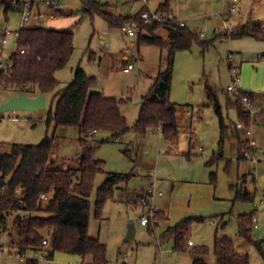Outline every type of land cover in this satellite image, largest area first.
<instances>
[{"label":"rangeland","instance_id":"obj_1","mask_svg":"<svg viewBox=\"0 0 264 264\" xmlns=\"http://www.w3.org/2000/svg\"><path fill=\"white\" fill-rule=\"evenodd\" d=\"M98 1H106L105 10L121 16L135 13L143 3L142 0ZM164 1L148 0L144 8L155 10L159 2ZM168 1L174 10L177 1L183 2L182 12L185 15L180 14L178 17L171 8L170 10L186 22L188 27L195 29L201 39L212 42L206 48L193 42L189 49L178 50L174 54L169 99L177 104L179 132L176 141H166L156 127L149 128L144 134L130 130L110 139L107 131H97L89 136L88 141L94 148V157L102 160L104 164L103 170L95 175L89 195L88 233L106 245L107 264H193L197 256H201L206 264H217L213 252L216 231L219 236L231 238L236 251L248 255L249 264H264V258L254 244V241L260 240L264 235V214L258 213L260 226L251 230L253 241L241 236L238 232V215L251 212L254 205L249 201H233L234 194L231 189L233 192L234 189L229 186L237 184L250 191L257 190V200L264 194V148L261 149L263 156H255L256 162L250 165L246 158H238V146L228 130L224 137L223 158L211 165L206 164L218 148L220 133L218 117L213 102L208 98L207 87L217 96L225 122L234 124L238 121L236 109L227 104L229 68L226 56L229 52H232L234 62H231L238 66L240 76L242 71L239 60L242 57L247 58L241 61L249 71L244 76L256 80L260 77L257 91L264 92V72L259 71L264 65L257 68L254 61L257 58L256 53L243 55L242 50L231 46L232 40L228 35L218 36L225 31L222 28L218 30V27L222 26L223 18L230 27L235 25L236 20L264 23V0ZM232 5L235 7L234 11H230ZM63 6L62 11H56L55 18L30 20L27 23L31 27L46 26L73 33V52L67 64L57 71L60 81L58 89L72 80L74 69L80 65L88 75L96 77L92 90L125 98L120 104V110L131 126L138 116L141 95L148 91L158 71L165 66L163 57L167 50L156 45H138V33L129 35L121 28L109 26L101 15H90L83 11L82 0H63ZM35 10L34 7L33 11ZM21 14L20 9L6 10L0 3V68L15 49L14 31L20 27ZM7 29L10 33L7 34L8 42L4 44L1 37ZM155 33L166 38V33L161 29ZM200 33H203L202 36ZM89 55L93 58L89 59ZM124 55L135 63V68L129 72L122 70ZM250 68L252 71L257 69V74H253ZM19 92L15 88L0 87V104ZM35 92L24 91L29 96L36 94ZM52 95L53 93L46 94L47 108L44 110H0V151H8L13 143L37 144L47 134L54 137L52 159H55V167L69 168L79 165L81 144L77 127L56 126L54 122L47 123L45 120L49 106L52 105L53 108L54 105ZM228 95L232 99L231 94ZM257 114L249 119V123H252ZM258 159H262V162L259 163ZM110 172L130 175L114 185L112 196L104 202L97 217L94 214L97 189ZM210 172H215L214 180L211 179ZM252 173H256L254 182ZM241 176L246 177L247 181L240 180ZM179 178L210 182L218 201L230 205L231 198L233 208L231 213L230 206L225 212L209 216L202 214L201 216L207 217L203 221H192L186 235V243L190 240L191 244L175 249V239L172 236L160 238L157 231L151 232L146 226L139 224L138 217L142 213H148L149 206L142 204L138 196L141 188L147 193L149 186L153 191L150 203H153L155 209H160L167 201L171 183ZM258 207L264 208V205L257 206L259 210ZM221 214L224 215L220 218ZM11 219L12 216L7 219V228L0 225V246L11 244ZM136 220L134 237L123 242L127 224L131 221L135 223ZM154 221L152 216L149 224ZM202 246L207 251L203 254L197 253L196 249ZM80 258L76 253L55 251L52 261L53 264H79ZM85 260L90 261V256H85ZM0 264H24V260L14 255L4 260V256L0 255Z\"/></svg>","mask_w":264,"mask_h":264},{"label":"trees","instance_id":"obj_2","mask_svg":"<svg viewBox=\"0 0 264 264\" xmlns=\"http://www.w3.org/2000/svg\"><path fill=\"white\" fill-rule=\"evenodd\" d=\"M24 0H0L4 9L22 10ZM83 11L90 15H101L111 27L121 28L124 24H134L138 29V45H156L166 49L163 57L165 66L159 70L148 91L141 96V104L135 122L130 126L120 110L123 97L105 95L91 87L96 83V77L88 75L78 65L74 69L73 78L66 86L58 89L59 79L55 73L63 68L73 52V33L67 30H57L46 26H21L18 28L16 43L24 51L14 50L9 55L10 65L6 70L0 69V84L2 87L15 88L22 92L53 93L52 105L49 106L46 122H54L56 126H75L78 129L81 154L77 167H55L54 137L47 134L37 144L13 143L8 151H0V225L7 228V219L12 216L10 225L11 244L18 251L38 248L45 237L49 238L47 255L53 257L55 251L76 253L90 256L86 264H107L106 245L88 233L89 224V195L93 187L95 175L103 170V161L94 157V148L89 145V136L97 131H107L110 138L133 130L144 134L149 128L160 126L165 140L174 142L178 135L177 104L169 99V88L172 77L174 54L178 50L189 49L193 42L202 48L208 47L212 40L200 38L197 31L187 25L174 21L145 22L140 12L121 16L105 10L106 1L82 0ZM156 10H170L169 1L160 2ZM161 29L166 38L155 33ZM230 38L251 36L264 40V30L261 23L250 20L237 24L229 33ZM90 54H92L90 52ZM93 56L89 55V59ZM207 95L213 102L218 117L219 140L218 148L206 161L211 165L224 156V137L230 130L237 140L240 155L242 151L252 150L247 139H243L241 130L236 123L227 124L222 116L217 96L210 87ZM228 94L230 93L227 91ZM227 94V104L237 111L238 121L249 123V117L243 115L240 96L247 94L256 96L255 91L242 90L232 99ZM264 109V108H263ZM258 112L264 124V110ZM127 173L110 172L106 180L97 189L95 216L100 215L104 202L113 194L114 185L129 177ZM215 172H210L214 180ZM244 176L239 177L242 178ZM244 181V180H243ZM235 200L254 203V194L245 187L231 184ZM42 193L48 198L40 199ZM232 210L229 211L231 213ZM255 209L249 213L238 215V232L244 238H251L252 217ZM224 214L220 215V218ZM160 210H155V220L161 218ZM218 217V216H217ZM152 218V217H151ZM150 218V219H151ZM212 217H209V219ZM149 219V221H150ZM207 217H187L171 225L162 233L163 238L173 237L174 248L182 249L186 243V235L192 221H203ZM148 221V223H149ZM147 223V224H148ZM263 238L254 241L261 256L264 258ZM207 251L205 246L196 249L197 253ZM213 252L217 264H249L247 254L236 251L233 241L228 236L214 237ZM203 263V258L197 256L194 264ZM24 264H40L35 259H26ZM82 264V263H79Z\"/></svg>","mask_w":264,"mask_h":264},{"label":"crops","instance_id":"obj_3","mask_svg":"<svg viewBox=\"0 0 264 264\" xmlns=\"http://www.w3.org/2000/svg\"><path fill=\"white\" fill-rule=\"evenodd\" d=\"M147 1L148 0H142V2H143L142 5L138 8V10L135 11V13L140 12L141 13L140 15L143 16L144 18L151 11H154L151 9L147 10L144 8V6L147 5ZM202 1H204V0H202ZM183 5H184L183 2L177 1L175 3V9L176 10H174L171 7L170 8L178 17H180L179 16L180 14L185 15L182 12V8L184 7ZM34 7L36 8L35 12L36 11H42L45 13L53 14L54 15L53 17H48L51 19L55 18L57 16L56 11L60 12L63 9V8H54L53 9V8L48 7L46 4H44L42 2L34 3L33 8ZM110 13H115V12L110 11ZM135 13H132V14H135ZM132 14H128V15H132ZM34 20H36V21L41 20L42 21L43 19H37L36 18V19H33V21ZM223 20H225V19L223 18ZM223 20H222V22H223ZM236 21L237 22H234L235 25L241 24L243 22L250 21V20H245V21L236 20ZM130 25L135 26L134 24H130ZM185 25H187L186 22H185ZM221 28H222V26L220 25V27H218V30H221ZM222 30H224V29L222 28ZM225 32L226 31L218 34V36L219 35H225L224 34ZM246 38H248L249 40L247 41ZM230 39L232 40L231 46L234 48H237L238 50L239 49L242 50L243 52H241V53H243V55H252L253 53H256L257 58L254 59V61L257 65V68H259V66L264 65V58H263L264 57V40L255 39L254 37H251V36H242V37L230 38ZM261 57L263 58V60ZM259 58H261V60ZM124 59H125V63L122 65V70H123V67L127 63L131 62L130 60H128V56H126V55H124ZM246 59L247 58L242 57L241 60H239L240 61L239 67L242 71L241 72L242 74H241L240 87L243 90L255 91L256 94H258V96H260L259 98L261 100H264V92L261 93V92L257 91V89H258L257 88V81L261 80V78L257 77V80H256V78H254V79L245 78V76H244V73L245 72L249 73V71H247V69L243 66L244 63L241 64V61H244ZM232 61L234 62V59ZM262 67L263 68L259 69V71L263 70V72H264V66H262ZM134 68H132L130 70H133ZM130 70H128V71L123 70V72H129ZM255 70L256 71H252V69H251L250 71H252L253 74H257V69H255ZM57 71H56L55 75L58 78ZM263 78H264V75H263ZM101 92H103V91H101ZM45 96H46V94H45ZM108 96H111V95H108ZM250 130H251L250 137H252L254 139V141H256L255 143L257 144V145H255V148L252 149V153L255 156H263V154H262L263 152H261V149L264 148V124L260 120L258 114L253 119L252 123H250ZM240 134L244 135L243 130H241ZM231 136H232V134H231ZM242 138L247 139V136L244 135V136H242ZM234 140L236 141V145L238 146L236 138H234ZM189 153H188V155H190ZM239 153L240 152L238 150V154H237L238 157L240 155ZM258 160H259V163L262 162V159H258ZM240 180L247 181V178L242 177ZM252 180H253V182H254V180H256V173H255V175H253V173H252ZM230 188H231V186H230ZM246 189L248 190V188H246ZM140 191H141V194L138 196L139 200L144 195H146L145 189L143 190L141 188ZM231 191L234 194L232 189H231ZM248 191H250V189ZM250 192H252L254 194V202L259 201V199L258 200L256 199L257 190L250 191ZM261 196H264V194H261ZM166 200L167 201L165 202V204H163V206L160 209H156L157 211L160 210V212L163 214V216L161 218H158L157 220H155L154 223H150V224L148 223V224H144V225L141 224L139 219L144 213H142L138 217L139 224L141 226H146L147 229L151 232L157 231V235H158V237L160 236V238L162 236V233L165 231V229L167 227L174 225V224L178 223L179 221H181L187 217H196V216H201L202 214L209 216L210 214H213V213H220V212L228 211L229 210L228 208L230 206H231L230 210L233 208V201L231 200V198L229 199V201L231 203L230 205H229V203L228 204L226 202L221 203L220 201H218L219 199L215 197V194L213 192V185L210 182H205L203 180H196V179H192V178H179V179H176L175 181H173L171 183V186L169 187V191H168V195H167ZM258 206H260V205H258ZM253 209H254V207H253ZM255 213H256L257 217H258V213L264 214V208H259V210L256 209ZM202 217H206V216H202ZM136 222H137V220L135 221V225H136ZM263 223H264V220H263ZM259 226H260V223H259ZM259 226L257 228H259ZM125 233H126V230H125ZM155 237H157V236H155ZM262 238H263V236H262ZM123 242H126V241L123 240ZM80 257H81L80 258L81 260L86 261L85 256L80 255ZM4 260H6V258H4ZM203 261H204V259H203ZM203 263H205V262H203Z\"/></svg>","mask_w":264,"mask_h":264},{"label":"built area","instance_id":"obj_4","mask_svg":"<svg viewBox=\"0 0 264 264\" xmlns=\"http://www.w3.org/2000/svg\"><path fill=\"white\" fill-rule=\"evenodd\" d=\"M16 0H13V2H15ZM36 2H42L44 4H46L48 7L50 8H63V0H29L23 1V7H22V14H21V21H20V27L21 26H25L27 25V23L30 20L33 19H46L48 17H53V14H49V13H45L42 11H33V5ZM235 7L234 5H232L230 7V11H234ZM145 22L150 23L152 21H174V22H178L180 25H184V21L181 20L180 18H178L171 10L168 11H161V10H154L151 11L146 17H145ZM226 20H223L222 23V28L229 33L230 31H232L234 29L235 26L230 27L229 25L226 24L225 22ZM261 28L264 30V23H261ZM121 30H123L124 32H126L129 35H135L136 33H138V29L130 24H124L121 26ZM10 31L7 29L3 36L1 37V41L2 43H7L8 39H7V34H9ZM15 34V41H14V45H15V49L14 50H19L20 52H23L24 49L23 48H18L17 47V43H16V38L18 37V30L14 31ZM203 33H200V35L202 36ZM13 50V51H14ZM233 55L232 52H229L226 56V60L228 62V68H229V83L226 85V90L229 91L230 93H232L233 95H239L240 92L243 90L240 87V81H241V76H240V72H239V68L237 65L233 64L232 61ZM10 65L9 59L7 60V62L0 68L2 70H6L7 67ZM135 67V63L133 62H129L127 63L124 67L123 70L124 71H128L132 68ZM0 87H2V85L0 84ZM240 105L243 111V115L246 117L248 116L249 118H252L254 115H256L261 109L264 108V100H257V95L254 96H250L247 94L241 95L240 96ZM236 127L240 130H243L244 135L247 136V141L249 146L253 149L255 148V141L252 137H250L251 135V130H250V123H244L242 121H238L236 123ZM157 130H160V126L156 127ZM242 155L244 158H246L247 160H249L250 165H252L253 163L256 162V157L255 155H253L252 150H243L242 151ZM159 194H161V192L159 191ZM153 196V191L151 190V188L148 186L147 189V193L146 195H144L140 200L142 204L148 205L149 206V212L144 213L141 217H140V223L141 224H147L149 221V218L153 216L154 212H155V208L153 203H150V198H152ZM48 198V194L47 193H42L40 195V199L42 201L46 200ZM253 207L256 210L258 205H264V196H261L259 198L258 202H254L253 203ZM259 226V222H258V217L256 215V213L253 215L252 217V227L253 228H257ZM49 238L45 237L42 240V245L38 248H34V249H30V250H26V251H18L16 249V247H14L13 245H8V246H0V255H3L4 258L8 257V256H16L17 258L26 260V259H35L37 260L40 264H53L52 258L49 257L47 255V248H48V244H49ZM187 244L190 245L191 241L188 240ZM262 246L264 247V235H263V241H262ZM27 251H29V253H27ZM82 264H86L87 261L81 260Z\"/></svg>","mask_w":264,"mask_h":264},{"label":"water","instance_id":"obj_5","mask_svg":"<svg viewBox=\"0 0 264 264\" xmlns=\"http://www.w3.org/2000/svg\"><path fill=\"white\" fill-rule=\"evenodd\" d=\"M26 108L30 110H44L47 108L46 97L44 93L35 96H29L20 91L9 100L0 104V110ZM135 235V223L133 221L127 224L124 241L130 240Z\"/></svg>","mask_w":264,"mask_h":264}]
</instances>
